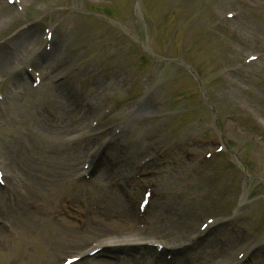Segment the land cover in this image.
Masks as SVG:
<instances>
[{
  "label": "rangeland",
  "instance_id": "1",
  "mask_svg": "<svg viewBox=\"0 0 264 264\" xmlns=\"http://www.w3.org/2000/svg\"><path fill=\"white\" fill-rule=\"evenodd\" d=\"M23 1V11L16 16L2 11L8 0H0V17L11 22L0 27V167L7 171L12 188L9 193L5 186L0 188V264H60L63 255H80L99 237L115 232L100 234L91 228V216L87 220L75 206H62L60 197L79 199L75 186L96 190L102 184L104 190L114 191L130 206L132 219L115 218L120 215L117 209L108 218L118 225L127 222L125 234L137 230L142 232L139 238L181 244L190 242L207 216L228 219L178 264H219L232 256L236 260L255 235L264 237V0ZM227 13L235 17L226 18ZM35 19L41 23L31 28L23 46L17 48V40L1 46ZM45 26L54 31L55 39L53 52L43 62ZM34 42L39 50L31 56L27 48L30 44L33 51ZM249 55L256 59L245 65ZM9 59L16 68L7 64ZM36 61H41L38 67ZM28 65L37 67L42 78L38 87L20 75ZM72 68L68 87L54 82ZM73 84L83 93L78 106L68 95ZM145 97L140 114L128 121ZM59 101L71 104L69 114L84 118L63 136L75 140L70 150L84 141L78 133L91 117L99 118L106 133L123 126L114 146L106 150L112 161L88 183L75 176L89 141L81 144L74 168L69 160L66 163V148L57 151L60 155L39 150L48 144L34 153L46 155L51 161L47 166L39 161L13 164V153L23 140L35 146L36 141L51 140L38 136L37 113L56 123L72 116L59 118ZM221 142L227 149L208 160L206 153ZM66 166L71 169L68 175ZM116 182L135 185L128 195L129 190L125 193ZM148 186L154 190L152 203L145 215L135 217ZM88 193L83 197L89 201L86 211L102 217V207L89 200ZM7 197L17 208L14 214ZM27 211L36 212L37 221L29 224ZM70 220L85 227L72 222L76 235H68L60 227ZM102 262L84 258L78 264Z\"/></svg>",
  "mask_w": 264,
  "mask_h": 264
},
{
  "label": "bare ground",
  "instance_id": "2",
  "mask_svg": "<svg viewBox=\"0 0 264 264\" xmlns=\"http://www.w3.org/2000/svg\"><path fill=\"white\" fill-rule=\"evenodd\" d=\"M10 20L6 17H0V27L3 25H10ZM33 29H29L26 32H24L22 35H20L19 37L13 39L11 41V43L15 40H17V48H20L21 46H23V44H25V42H27V40L30 38L31 36V31ZM18 38H20V40H18ZM36 47L33 45V48L35 47V49L32 51L30 49V44L27 48V52L29 55L33 56L38 50V43L34 42ZM32 44V43H31ZM6 57H1V62H6ZM13 60H8L7 64H9L12 68H16L17 65L14 63L13 64ZM51 68V67H49ZM52 69V68H51ZM20 75L22 76H27L26 72H20ZM61 76L58 74V77ZM61 94H63L62 91H60ZM71 103V102H70ZM71 104L59 101L58 105H57V110L59 112V118H63L64 116H66L67 114L70 113L68 106ZM67 108V110H66ZM57 112V113H58ZM140 114V113H139ZM38 117L41 116L40 118V125L38 124L37 121V132L39 133L38 136H44L46 137L47 135L51 137V140L49 141V143L46 141L44 143H40L38 141H36V146L34 145V143H30L27 142V140H23L22 141V147L21 144L17 145L16 147L18 148V152H17V156L14 159L13 164H21L22 166H24V164L27 161H32L33 162H41L43 164H45V166H47V163L51 162L50 160L46 159V155L44 156H35L34 153H36V150L39 149L41 146L48 144L49 148L42 150L39 149L41 151H54L55 154L60 155L57 151L61 150V148L65 149V155H67V159L66 163L70 162V167L74 168L79 164V150L82 148V146L84 147L87 143L86 141H78L79 145L77 147V145L75 144V146L77 147L76 150H70L71 147L73 146V144L75 143V140L72 139V137H68L64 135H67L68 133H71L70 131L73 130L74 128H78L80 126V124L83 122L84 118L82 117V114H69L72 115L71 117H69L68 121H62V122H58L56 123V121L54 119L48 118L46 119V117L44 118V116L42 114L37 113ZM56 116V115H55ZM39 119V118H38ZM64 123V124H62ZM38 127L40 129V132L38 130ZM79 130L75 131L78 132ZM52 138H55L54 140H52ZM59 142V143H58ZM82 144V146H81ZM59 145V147L57 146ZM15 147V148H16ZM37 148V149H36ZM69 157V158H68ZM24 158V159H23ZM69 164V163H68ZM61 165L55 166V167H59ZM53 166V170L56 169ZM67 173H65L66 175H68V171H70L71 169L69 167H67ZM17 169H15L16 171ZM58 170V169H57ZM58 171H62V168L60 167ZM28 182V181H27ZM42 184H46V183H42ZM52 186V185H51ZM89 191L88 195L91 196L90 198L93 199V201L97 203V205H99V209L100 207H102V209H100V211L98 210V208L96 206H94L95 209L98 210V212L100 214H102V217H97L95 216V214L91 213L90 211L87 212L88 214V218L89 216H91V228L94 230H98L99 232H101L100 234H104V233H108L111 231H115L112 232L106 236H110L112 234H118L120 233V231H123V236L120 235L119 237H116L114 239H109L108 241L105 242V240H101L98 244V246L104 247L106 245H116V244H132V243H136L140 240H137L136 235L133 234L132 236L129 234L127 237V234H125V229H126V223L129 222L132 219V211L129 209L130 207L126 204L124 205L123 202L120 201V199L118 197H116L114 194V191H111L110 189H106L104 190V186H100L99 190L96 191L94 189H90L87 190ZM62 191H60L59 193H61ZM85 192H86V188H82V187H77L75 186V195L78 196V200H72V199H68L71 203H78L79 201H82L83 197L85 198ZM22 199L24 197V194L22 193L21 195ZM62 198V200H66L64 199L65 197H60V199ZM69 198V197H67ZM90 198L88 197V199L90 200ZM21 200V199H20ZM77 201V202H76ZM89 202V201H88ZM7 204H9L8 209L9 211H13V214L16 212L17 208H13L12 205H10V201L7 199L6 201ZM21 203V202H19ZM18 203V204H19ZM64 205V204H63ZM96 205V204H95ZM24 207V206H23ZM129 207V208H128ZM118 210L119 211V218H123L124 221H127L124 225H118L117 223H113L111 222V220L108 218L109 217V212L112 210ZM28 210V209H27ZM104 210V211H103ZM24 211V210H23ZM82 213V211H80ZM26 216L28 218L29 224L32 221H37L36 216V212H29L27 211ZM118 216V215H117ZM16 219L20 222V217H16ZM32 220V221H31ZM111 227H117L115 229H111ZM18 231V228L15 227ZM60 230L63 231L64 233L68 232V235H76L74 233H72V222L68 221L65 225H61ZM19 233V231L17 232V234ZM61 233V232H60ZM122 236V237H121ZM264 241V237L259 238L258 242H263ZM138 243H143V242H138ZM172 247V246H170ZM128 259H125L121 264H132L131 261L129 262ZM132 262L134 263V261L132 260ZM194 263H197V261H193ZM193 263V264H194ZM102 264H109V262H102ZM224 264H239L237 261L234 260H229L226 259Z\"/></svg>",
  "mask_w": 264,
  "mask_h": 264
}]
</instances>
